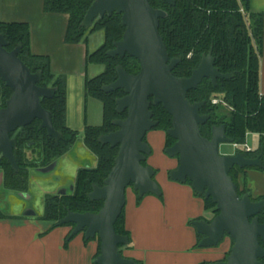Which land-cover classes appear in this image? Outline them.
Segmentation results:
<instances>
[{
	"label": "water",
	"instance_id": "1",
	"mask_svg": "<svg viewBox=\"0 0 264 264\" xmlns=\"http://www.w3.org/2000/svg\"><path fill=\"white\" fill-rule=\"evenodd\" d=\"M163 1L171 5L176 3V0ZM114 13L121 15L125 31L107 54L111 57L128 54L136 58L140 62V71L132 74L119 64L117 78L101 88L106 93L123 89L125 95L116 100V111H127L126 118L113 121L117 130L99 137L103 144L119 147L104 184L94 185L89 193L91 200H103V207L96 213L68 211L59 224L75 225L71 237L83 233L86 239H100L97 264H134V260L126 258L119 249L130 240L116 231L115 224L126 206L128 187L132 186L140 197L150 193L161 195V188L154 179L155 168L143 162L152 153L144 138L159 124L153 118L151 106L162 104L172 116V127L167 134L175 139L174 144L166 148V153L179 161L177 168L169 172L170 178L182 183L190 181L196 193L212 198L219 210L210 221L204 218L192 220L197 232L203 235L199 247H216L226 235L233 240L226 260L207 264H264V247L260 242V239L264 240V223L259 218L264 210V198L253 200L248 192L240 196L238 185L230 174L235 166H262L261 155L249 157L240 150L222 155L220 145L235 143L234 139L227 135L225 124L213 125L211 137L204 136L201 125L211 118L210 114L200 112L206 101L192 102L188 98V92L197 89L205 78L217 85L218 79H230L235 74L222 73L215 66V57L210 51L203 54L190 76H176L173 70L182 57L170 59L159 32L160 19L166 18L168 13L154 8L150 0H95L81 26L90 28L97 18ZM8 44L5 35L0 34V79L12 90L6 106L0 108V154L18 170L14 156L16 141L10 136L13 131L40 119V128H46L51 136L58 139L59 132L53 125L51 112L42 104L43 98L54 96L55 89L39 85L42 72H32L20 58L22 44L13 50L7 49ZM56 165L57 162L39 171L49 173ZM69 190H74L73 184ZM59 194L67 193L59 191ZM24 215L35 216V213Z\"/></svg>",
	"mask_w": 264,
	"mask_h": 264
},
{
	"label": "trees",
	"instance_id": "2",
	"mask_svg": "<svg viewBox=\"0 0 264 264\" xmlns=\"http://www.w3.org/2000/svg\"><path fill=\"white\" fill-rule=\"evenodd\" d=\"M94 1L44 0V10L69 15L65 35L67 43L86 42L87 38L84 35L90 28L82 27L81 23ZM150 3L154 8L164 9L168 13L166 18L160 19L159 32L164 38L170 59L182 57V61L173 70L176 76H190L193 69L200 64L203 54L207 55L210 51L215 57V66L222 73L235 74L230 79H218L217 85H214L210 78H205L197 89L188 92V98L192 102L206 101L200 112L211 115L210 120L201 125L202 134L210 138L213 125L225 124L227 135L240 146L246 142L248 133L264 134V94L260 92L263 15L250 11V0H176L175 5L163 0H150ZM91 27L90 31L103 30L105 34L104 45L87 55L88 64L104 65L102 73L88 78L86 82L87 95L99 99L104 105L103 124L101 126H87L84 131V142L89 150L97 156L98 164L95 168H81L79 170L73 195H46L45 211L38 219L51 221L53 228L73 226L72 223L59 224L68 211L96 213L103 207V200H91L88 193L92 190L93 185L101 186L104 184L105 178L114 166L119 147L103 144L99 141V137L116 130L117 126L113 124V121L117 118H125L127 111L123 113L116 111V100L125 95L123 89L106 93L101 88L117 78L116 67L119 64L129 73L137 74L140 71V62L136 58L128 54L125 57H111L107 54V51L114 47V42L122 38L125 31L120 14L114 13L112 16L106 14L103 18H97ZM0 34L5 35L9 42L8 50H13L22 44L19 53L20 58L32 72H42V80L39 85L55 89L54 96L43 98L42 104L51 112L53 125L60 132L59 141L46 135L44 130L39 131L38 121L32 122L24 129L29 136L28 138L40 139L43 142L46 159L53 161L70 150L79 133L67 125V77L57 75L52 71L49 56L32 53L29 24L8 23L0 20ZM11 95L12 90L0 79V107L6 105ZM215 98L221 99L222 102L214 103ZM151 109L154 112L153 118L159 121V124L153 129L166 132V151V148L175 142V139L167 134V130L172 127V116L162 104L152 105ZM144 140L147 141V138L145 137ZM239 150L246 156L255 154L252 151H245L244 148ZM16 154L17 160L21 164L22 153L18 150ZM143 164L148 165L147 161ZM2 166L5 170L6 185L11 188L18 186L20 189H24L26 173L21 170L15 172L8 162L3 163ZM246 168L250 167L235 166L230 172L238 185L240 196L248 190L240 188L237 176L240 171ZM155 170L157 172V169ZM186 183L192 186L190 181ZM197 195L204 198L206 209L211 210L214 216L219 213L212 198ZM143 197L138 194V202ZM15 217L0 210V218ZM259 218L264 223V210L259 214ZM115 229L119 234L128 236L131 243L130 232L125 224V208L115 224ZM70 234L66 238L65 245L76 236L71 237ZM197 235V247H199L198 244L203 235L199 233ZM227 236L229 235H226L225 238ZM95 239L99 241L98 251L94 257V263L97 264L95 260L100 255L101 241L98 237L86 239L84 236L86 242ZM260 242L264 247V240L260 239ZM130 243L120 245V251L123 253L124 248L129 247ZM229 254L230 252L227 253V257ZM227 257L222 260H226ZM262 261L264 262V259ZM134 264L139 263L134 262Z\"/></svg>",
	"mask_w": 264,
	"mask_h": 264
},
{
	"label": "crops",
	"instance_id": "3",
	"mask_svg": "<svg viewBox=\"0 0 264 264\" xmlns=\"http://www.w3.org/2000/svg\"><path fill=\"white\" fill-rule=\"evenodd\" d=\"M250 11L263 15L260 92L264 94V0H250ZM0 20L29 24L32 53L49 56L52 71L67 77V125L81 134L87 126H101L104 105L86 92L87 79L99 70L87 63L89 41H65L69 15L46 12L44 0H0ZM146 138L152 148L147 163L157 169L155 180L161 195L150 193L138 202L137 192L133 187L127 188L125 224L131 243L124 248L123 255L139 264H202L222 260L225 250L220 245L197 247L198 232L191 222L211 220L214 213L206 209L204 198L190 184L170 178L169 172L177 168L179 161L165 151L166 132L153 129ZM246 142L255 153L249 157L261 155L262 166L240 171L237 180L241 189L246 188L252 199L259 200L264 198V134L250 132ZM234 146L241 148L236 143ZM77 153L81 158L88 156L82 145ZM91 161L96 165V160ZM81 165V161L67 155L62 158L61 172H73L75 177ZM52 225L51 221L33 218H0V264H95L98 239L86 242L80 233L65 245L72 226Z\"/></svg>",
	"mask_w": 264,
	"mask_h": 264
},
{
	"label": "rangeland",
	"instance_id": "4",
	"mask_svg": "<svg viewBox=\"0 0 264 264\" xmlns=\"http://www.w3.org/2000/svg\"><path fill=\"white\" fill-rule=\"evenodd\" d=\"M92 27H90L89 31L84 35L86 36V41H89V54L97 51L100 47H102L105 43V34L103 30L98 31H90ZM91 38V39H90ZM93 68L98 69V74H94L93 77L99 75L104 71V65L98 63H91ZM92 78V77H91ZM118 119V118H117ZM242 148H238V150ZM87 150V149H86ZM237 149L234 146V143H222L220 145V153L223 154H232L236 152ZM88 152V151H87ZM77 151H73L71 153V157H74L77 161H79V154L77 155ZM87 154V153H86ZM73 179V172L63 174L61 172V167L58 168V171H51L49 173L42 174L37 171H31V180L30 187L28 191V195L30 198L22 199L18 192L9 191L0 188V208L4 213L8 215H14L15 218L20 215H24L25 212H22L23 207L33 208L39 214L43 212V202L44 197L48 193H55L60 191L62 187H66L69 189L71 186V180ZM43 220V219H39ZM233 246L232 239L227 236L222 244L220 243V248L224 249L223 259L227 257V253L230 252Z\"/></svg>",
	"mask_w": 264,
	"mask_h": 264
},
{
	"label": "flooded vegetation",
	"instance_id": "5",
	"mask_svg": "<svg viewBox=\"0 0 264 264\" xmlns=\"http://www.w3.org/2000/svg\"><path fill=\"white\" fill-rule=\"evenodd\" d=\"M5 106H2V107H5ZM2 107H0V108H2ZM118 119H124V118H118ZM35 121H38L39 131L44 130L46 135H48L49 137H53L48 133L46 128H40V125L42 123V121L40 119H36ZM25 128H26V126L19 127L18 129H16L15 131H13L10 134L11 138L16 141V147L14 148V156H15V159H16L17 164H18V170H15V168L13 167L11 162L7 158H5L2 154H0V188L3 187L4 189L9 190V191H15L18 193H23V195H19V196L22 197V199H24V200H25V198H30V196L27 193H28L29 187H30L31 171H37V172H40L42 174H45L39 170L42 168H47L55 162H57V165H56V169H54V170L58 171V168L61 167L62 158H64L67 155H71V153H73V151H75V149L77 151V149L80 145L84 146L87 149V151H88L87 155L88 156L84 157V158L79 157L78 160L82 162V165L80 166L79 170L81 168H95L97 166V164H98L97 156L94 153H92L89 150V148L86 146V144L84 142V133L83 134L78 133L76 141L73 143V145L71 146L70 150L67 153H65L64 155L58 157L57 159H55L53 161H49L46 159V157L44 155V149L45 148H44L43 142L40 139L28 138L29 136L26 134V132L24 130ZM117 128H116V130H117ZM59 137H60V132H59L58 139H56L55 137H53V138L56 141H59ZM18 150L22 153V157H21V161H20L21 164H19V161L17 160L16 152ZM42 152H43V154H42ZM91 159L96 160V162H97L96 165L92 164ZM5 162H8L10 164V166L14 169L15 172H19L21 170L24 173H26L25 177H24L25 178L24 180L26 182L24 189H20L18 186H16V188H11V187H8L6 185L5 170L2 166V164ZM79 170H78V172H79ZM78 172H77V174H78ZM77 174L71 180V183L74 185V190L72 192L68 188L62 187L60 189V191H62V192L66 191L67 194H59V191L55 192V193H48V194H55V195H60V196L73 195L75 192V189H76ZM92 190H93V188H92ZM89 193H88V197H89ZM48 194H46V195H48ZM46 195H45V197H46ZM45 197H44V202H43V212L41 214H39L37 211H35L31 207L30 208L23 207L22 212H25V213L34 212L35 216L20 215L19 217L38 219L45 211ZM0 210L2 211L1 208H0ZM74 226L75 225L73 224L72 230H73Z\"/></svg>",
	"mask_w": 264,
	"mask_h": 264
},
{
	"label": "built area",
	"instance_id": "6",
	"mask_svg": "<svg viewBox=\"0 0 264 264\" xmlns=\"http://www.w3.org/2000/svg\"><path fill=\"white\" fill-rule=\"evenodd\" d=\"M213 102H214V103H220V102H222V100L219 99V98H215V99L213 100ZM236 145H237V146H240V144H237V143H236ZM241 146H242V147L244 148V150L247 151V152L252 151L251 147L249 146V144H248L247 142L241 144Z\"/></svg>",
	"mask_w": 264,
	"mask_h": 264
}]
</instances>
